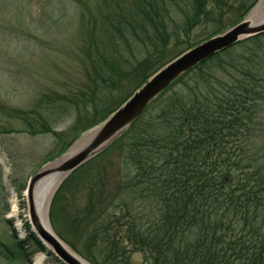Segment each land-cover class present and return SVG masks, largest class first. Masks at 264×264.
I'll use <instances>...</instances> for the list:
<instances>
[{"label": "trees", "instance_id": "obj_1", "mask_svg": "<svg viewBox=\"0 0 264 264\" xmlns=\"http://www.w3.org/2000/svg\"><path fill=\"white\" fill-rule=\"evenodd\" d=\"M95 1L80 10L73 45L82 80L43 91L30 110L9 108L25 131L52 132L51 118L71 110L79 132L100 124L160 67L241 21L258 0ZM263 41L264 33L241 40L166 88L102 152L118 151L112 178L87 169L96 158L71 173L54 205L71 188L86 199L72 216L75 237L61 238L92 264H264ZM15 238L18 250L0 241V256L28 261L26 240ZM30 238L54 256L31 230Z\"/></svg>", "mask_w": 264, "mask_h": 264}, {"label": "rangeland", "instance_id": "obj_2", "mask_svg": "<svg viewBox=\"0 0 264 264\" xmlns=\"http://www.w3.org/2000/svg\"><path fill=\"white\" fill-rule=\"evenodd\" d=\"M94 2L0 0V241L17 251V236L26 240L29 252L28 261L0 256V264H36V261L39 264H64L57 256L39 249L30 238L32 225L27 187L32 175L45 166L51 156L72 148L91 128L82 132L74 129L76 113L71 110L51 118L56 120L52 124V132L32 133L25 131L21 116L9 108L30 110L43 91L57 89L67 92L80 83L83 65L73 45L79 43L82 34L80 10ZM199 29H204V26ZM1 105L8 109H1ZM77 132V137L73 138ZM258 135L259 142L264 144V132ZM101 153L94 157L96 160L87 169L104 171L101 173L109 169L108 175L112 178L117 170L118 151ZM19 186H24L22 194L17 190ZM55 195L48 210L53 229L57 234L61 232L75 237L72 216L78 213L86 198L71 188L63 192L54 205ZM11 197L18 202L16 217L10 215ZM19 220L21 227L17 226ZM134 256L135 260H141V255Z\"/></svg>", "mask_w": 264, "mask_h": 264}, {"label": "water", "instance_id": "obj_3", "mask_svg": "<svg viewBox=\"0 0 264 264\" xmlns=\"http://www.w3.org/2000/svg\"><path fill=\"white\" fill-rule=\"evenodd\" d=\"M261 33H264V0H259L240 22L188 48L160 67L104 121L83 134L72 148L36 170L27 187L32 231L61 262L91 264L55 232L48 217L52 198L68 176L106 150L181 75L237 42Z\"/></svg>", "mask_w": 264, "mask_h": 264}, {"label": "bare ground", "instance_id": "obj_4", "mask_svg": "<svg viewBox=\"0 0 264 264\" xmlns=\"http://www.w3.org/2000/svg\"><path fill=\"white\" fill-rule=\"evenodd\" d=\"M11 203H12V209H11V213H10V215L16 217L17 214H18V212H17V208H16L18 202H17V200H16L15 198L11 197ZM35 205H36L37 208L39 209L37 196H35ZM17 226H18V227H21V222H20V220L17 221ZM83 262H84V260H83ZM35 263H36V264H39L38 261H36ZM84 264H87V263L84 262Z\"/></svg>", "mask_w": 264, "mask_h": 264}]
</instances>
